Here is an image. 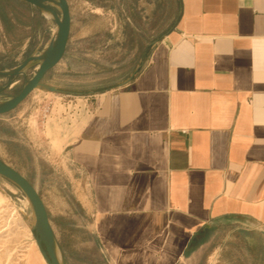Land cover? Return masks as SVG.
<instances>
[{"label": "crops", "instance_id": "0c3cea01", "mask_svg": "<svg viewBox=\"0 0 264 264\" xmlns=\"http://www.w3.org/2000/svg\"><path fill=\"white\" fill-rule=\"evenodd\" d=\"M174 1L134 74L65 91L81 103L42 124L88 174L92 232L123 264H223L227 245L264 231V0ZM67 3L69 40L77 23L111 13L101 0ZM55 31L32 4L0 0V69L39 54Z\"/></svg>", "mask_w": 264, "mask_h": 264}, {"label": "rangeland", "instance_id": "374dc122", "mask_svg": "<svg viewBox=\"0 0 264 264\" xmlns=\"http://www.w3.org/2000/svg\"><path fill=\"white\" fill-rule=\"evenodd\" d=\"M101 2L111 5V13L107 9L103 16H88L77 23L63 60L44 75V83L67 92L111 89L119 77H129L141 67L153 42L168 30L177 13L174 0ZM91 28L93 35L82 36ZM16 56L18 62L25 58ZM37 65L32 62L25 69L26 77L32 76ZM5 81L6 77L0 76V88ZM23 82L24 77L18 76L1 91L0 101L17 93ZM79 103L64 92L31 91L15 109L0 115V159L26 177L41 196L68 264H123L110 258L92 232L88 174L57 153L42 126L65 113L60 104L73 109ZM0 193L5 197L0 200V264H47L36 245L34 216L27 198L1 176ZM248 241L243 247L227 245L228 260L223 264H264V231L250 232ZM128 264L165 263L134 260Z\"/></svg>", "mask_w": 264, "mask_h": 264}, {"label": "water", "instance_id": "95a60500", "mask_svg": "<svg viewBox=\"0 0 264 264\" xmlns=\"http://www.w3.org/2000/svg\"><path fill=\"white\" fill-rule=\"evenodd\" d=\"M32 4L41 12L47 14L56 25V31L39 54H30L23 61L8 69H0V76L6 77L4 85L9 87L18 76L24 77V82L17 93L0 101V115L15 109L26 96L36 88L49 92H65L55 85L42 81L44 75L56 66L63 58L70 35L71 18L67 0H23ZM32 62H38L35 72L26 77L25 69ZM128 78L124 83L129 82ZM122 83V84H124ZM0 176L16 185L27 198L34 216L33 233L36 245L47 264H68L57 242L49 222L45 204L31 182L16 169L0 159Z\"/></svg>", "mask_w": 264, "mask_h": 264}, {"label": "bare ground", "instance_id": "6f19581e", "mask_svg": "<svg viewBox=\"0 0 264 264\" xmlns=\"http://www.w3.org/2000/svg\"><path fill=\"white\" fill-rule=\"evenodd\" d=\"M3 199H5V197L2 195V194H0V200H3ZM38 248V247H37ZM39 251V250H38ZM41 255V254H40ZM42 256V255H41ZM43 258V257H42ZM44 259V258H43ZM45 261V260H44ZM46 263V262H45Z\"/></svg>", "mask_w": 264, "mask_h": 264}, {"label": "trees", "instance_id": "16d2710c", "mask_svg": "<svg viewBox=\"0 0 264 264\" xmlns=\"http://www.w3.org/2000/svg\"><path fill=\"white\" fill-rule=\"evenodd\" d=\"M102 91V90H101Z\"/></svg>", "mask_w": 264, "mask_h": 264}]
</instances>
